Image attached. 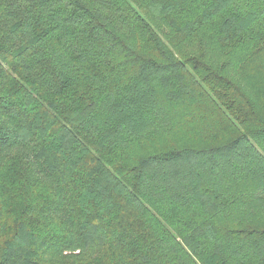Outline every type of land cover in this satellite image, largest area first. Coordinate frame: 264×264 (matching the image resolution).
<instances>
[{"label":"trees","instance_id":"obj_1","mask_svg":"<svg viewBox=\"0 0 264 264\" xmlns=\"http://www.w3.org/2000/svg\"><path fill=\"white\" fill-rule=\"evenodd\" d=\"M0 264H264V0H0Z\"/></svg>","mask_w":264,"mask_h":264}]
</instances>
